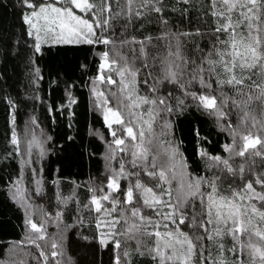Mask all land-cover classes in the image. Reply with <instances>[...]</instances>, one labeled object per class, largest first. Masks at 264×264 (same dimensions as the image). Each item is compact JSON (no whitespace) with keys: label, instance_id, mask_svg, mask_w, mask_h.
Wrapping results in <instances>:
<instances>
[{"label":"snow or ice","instance_id":"6c2138e0","mask_svg":"<svg viewBox=\"0 0 264 264\" xmlns=\"http://www.w3.org/2000/svg\"><path fill=\"white\" fill-rule=\"evenodd\" d=\"M22 3L30 10L22 14V20L28 35L34 37L36 53L49 41L104 46L98 53L97 81L116 85V91L110 92L115 106L107 107L104 92L94 91L105 105L109 129L117 126L111 131L109 159L125 155L118 169L110 168L106 184L89 187L91 197L85 207L97 213L99 242L104 247L112 245L113 264H131L133 254L149 256L153 264H227L225 236L233 241L228 251L237 256L232 264H264V0H178L187 6L179 9L182 15L197 7L202 18L211 17V26L204 32L199 28L195 32L163 30L168 26L165 0ZM153 13L162 28L159 34L130 33L143 27L135 21ZM191 36L207 38V50L191 40L188 43L194 48L189 56L181 38ZM161 41L163 54L156 43ZM141 83L148 86L149 94L140 93ZM166 84L174 87L169 90ZM194 84L199 91L191 90ZM176 90L218 122L228 120L233 112L236 115L235 126L230 120L226 127L221 125L232 137L231 143L223 145L227 157L200 153L209 171L216 169L210 176L191 174L183 154L170 139H164L171 124L167 120L158 123L160 113L173 111L172 99L177 107L184 103L174 96ZM11 142L19 146L15 131ZM34 144L41 146L43 155L35 137L28 141L29 155ZM122 179L128 181L124 186ZM36 183L39 186L40 181ZM22 193L17 188L22 206L30 208ZM61 217L57 212L55 219ZM27 223L34 234L27 242L39 250L44 264L49 256L55 264H73L71 257L55 259L65 256L64 237H48L47 220L42 217L36 223L29 215ZM206 240L220 250L215 260ZM40 241L51 251L46 253Z\"/></svg>","mask_w":264,"mask_h":264},{"label":"trees","instance_id":"16d2710c","mask_svg":"<svg viewBox=\"0 0 264 264\" xmlns=\"http://www.w3.org/2000/svg\"><path fill=\"white\" fill-rule=\"evenodd\" d=\"M165 4L164 16L168 20L165 31L195 32L199 28L204 32L211 26V17L202 18V11L197 7L189 8L182 15L179 9L187 6L178 0H165ZM28 11L22 0H0V261L11 264L8 251L26 237L28 213L36 205L46 214L47 236L58 240L61 235L64 237L65 256L55 259L71 257L73 264H113L112 245L104 247L99 242L97 213L85 207L90 202L89 187L107 183L110 174L106 163L107 143L113 138L111 131L117 129L116 125L109 129L102 115L105 105H98L95 99L94 89L101 91V83L97 81L101 63L98 53L105 50L104 46L84 43L44 45L36 53L34 37L28 35V26L22 20V14ZM157 21L158 16L153 13L134 22L137 27L143 25L138 31H129L137 36H155L162 30ZM116 31L119 34L120 27ZM181 39L189 56L193 55L194 45L188 41H198L200 48L205 50L209 46L207 38ZM156 43L163 54L164 42ZM148 79L151 84L152 77ZM103 85H106L104 93L109 100L107 106H115L110 92L116 91V85ZM173 87L165 85L169 90ZM139 89L141 94H149L147 85L141 83ZM191 90L199 91V86L194 84ZM174 96L183 99L184 103L177 107L176 99H172L173 111L160 113L158 123L167 120L171 124L167 130L169 135L164 139H170L183 154L191 174L210 176L216 169L209 171L206 159L200 153L206 151L210 156L227 157L223 145L231 143L232 137L221 125L226 127L230 120L235 126L236 115L233 112L228 120L218 122L215 116L197 107L196 101L184 97L180 90H176ZM147 107L143 106V110ZM230 109L231 105L226 111ZM30 126L44 133L45 149L43 155L33 156L32 163H27L11 137L13 131L18 136ZM154 128L159 131L156 125ZM235 162L239 163V158ZM25 171H29L27 175ZM25 178L27 184L23 185L22 194L31 205L27 209L16 195ZM17 180L21 184L17 185ZM36 181H40L39 186ZM127 182L122 179L121 185ZM57 212L62 213L60 220L55 219ZM81 220L83 223L79 222ZM222 242L224 258L227 264H232L237 259L228 251L233 247V241L225 236ZM146 243L151 246V240ZM205 244L215 260L220 253L216 243L206 240ZM50 251V246L45 244V252ZM34 255L33 263L20 261L16 264H44L43 257ZM47 264H55V260L49 256ZM131 264L153 262L149 256L133 254Z\"/></svg>","mask_w":264,"mask_h":264},{"label":"rangeland","instance_id":"374dc122","mask_svg":"<svg viewBox=\"0 0 264 264\" xmlns=\"http://www.w3.org/2000/svg\"><path fill=\"white\" fill-rule=\"evenodd\" d=\"M41 35H43V33H41ZM59 44H69V43H53L51 41H49L48 43H42L41 44V50L42 47L44 45H59ZM71 44H75V43H71ZM98 85H100L99 83H97ZM106 85L101 84V91L104 92V87ZM105 95V93H104ZM95 99L98 103V105H100V99L97 98V96L95 95ZM109 107V106H107ZM102 115L105 119V113L104 111H102ZM106 121V120H105ZM33 128V129H32ZM112 130V129H111ZM33 137H35L36 141L41 142L42 148L43 150L45 149V135L42 131H40L38 128L30 126L25 128V132L23 133V131L19 132L17 138L19 140V148H20V152L22 157L27 161V163H32L33 156H35V158L39 156L40 152H41V146H38L36 144H34L30 150V155H29V149H28V141L33 140ZM114 138H112L113 140ZM111 140V141H112ZM107 143V149H106V163H107V171L110 172V168L111 169H118L119 168V162H120V157L123 155V153H118L115 157V159H109V157L111 156V150H110V143ZM30 165V164H29ZM27 172L29 171H25V175H27ZM27 184V179L25 178L24 183L19 187L22 188V190H24L23 185ZM29 215L31 216V219L33 220V222L36 223H40L41 222V218L43 217V219L45 218V213L43 214L41 212V210L38 208V206L35 205L34 209L30 210V213H28V218ZM29 235H34L33 233H30V226L27 223V230H26V237L24 238V240L14 246H12L9 251H8V255L9 258L11 259L10 263L11 264H16L20 261H24V262H28L30 261L31 263L34 262L35 259V255L39 254V250L32 244L27 242V237ZM42 242V244H41ZM41 244V248L44 249L45 251V243L43 244V241H40ZM29 245V246H28ZM6 264V262H5Z\"/></svg>","mask_w":264,"mask_h":264}]
</instances>
